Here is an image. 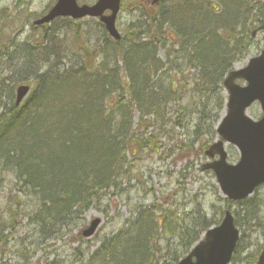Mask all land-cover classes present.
<instances>
[{"label": "trees", "instance_id": "obj_1", "mask_svg": "<svg viewBox=\"0 0 264 264\" xmlns=\"http://www.w3.org/2000/svg\"><path fill=\"white\" fill-rule=\"evenodd\" d=\"M159 16L146 31L158 40L144 42L140 33H132L121 41L109 36L92 45L85 41L70 54L62 51L64 57L76 58L72 66L51 69L50 77L39 84L17 81L33 83V89L25 104H13L0 117V168L15 173L21 198L36 200L38 208L32 202L34 211L24 212L39 223L59 224L72 212L78 218L122 175L130 174L131 153L159 151L158 138L173 136L168 109L183 103L189 88L202 97L215 96L213 110L218 114L211 115L210 102L197 113L198 128L206 127L214 137L225 101L219 85L241 48L243 36L237 28H245L252 17L250 0H219V5H212V0H180ZM169 25L177 40L167 32ZM169 39L179 49L168 50L162 60L157 49L160 44L167 49ZM95 67L101 72L95 74ZM191 69L192 74L187 71ZM180 107L193 115L188 105ZM137 113L139 124L133 129ZM194 132L196 138L201 136L200 130ZM138 212L146 216L140 219L145 225L135 237H119L118 247L131 254L119 257L120 264L130 259L132 264L151 263L149 241L156 219L148 214L150 209ZM165 219L161 218L164 227ZM2 234L0 229V241Z\"/></svg>", "mask_w": 264, "mask_h": 264}, {"label": "rangeland", "instance_id": "obj_2", "mask_svg": "<svg viewBox=\"0 0 264 264\" xmlns=\"http://www.w3.org/2000/svg\"><path fill=\"white\" fill-rule=\"evenodd\" d=\"M56 1L0 0V72L4 73L0 78V115L7 113L15 103L17 86L20 84L17 81L26 79L23 73H18V68L24 66L26 50L30 53L34 45L53 37L55 45L70 54L71 48L75 51L85 41L92 45L94 41L108 37L95 18L81 21L60 18L47 26L35 27L33 22L52 8ZM95 1L78 0V3L92 4ZM148 1L123 0L124 6L116 24L124 37L140 33L137 25L145 21L142 19L143 12L151 9ZM261 4L264 5V0H261ZM258 25H248L241 30L247 46L236 57V67L246 65L264 48V31L256 37L251 35ZM140 34L146 38L145 34ZM158 55L164 57V50L158 51ZM118 61L122 66V58ZM122 79L128 84L124 73ZM196 102L201 104L205 100L188 91L183 105L192 106L194 117L186 116V120L193 125L197 123L199 108ZM174 106L176 111H183L179 102ZM248 115L260 118L261 107L258 103L251 105ZM134 123L136 126L137 117ZM171 128L175 133L171 138H158L159 151L131 153L127 167L131 168L130 174L122 175L115 187L105 190L100 199L93 201L78 218L69 217L67 221L51 227L46 234L48 222L37 224L33 215L26 216L24 212L27 209L34 211L32 202L38 208L36 200L17 195L15 173L0 168V229L7 238L6 243L0 242V264H101L103 259L107 263L109 256L107 260L100 258L103 246L117 240L127 230H132L136 224V211L145 206L155 211V217L173 212L174 219L182 227L171 233L156 229L153 241L161 245L162 252L155 257V264H163L167 255L172 260L175 250L185 252L187 236L191 235L192 228L199 226L200 222H196L198 214H204L205 220L210 223L215 222L222 216V210L227 209L228 200L220 193L213 172L201 168L208 158L202 157L199 140L202 144L213 140L206 128L201 130L202 137L195 139H185L186 132L175 124ZM227 150L230 162L238 160L240 155L235 146L227 144ZM258 201L264 202V188H260L254 199L244 206L234 203L230 207L241 230L232 264H254L264 246V204L260 206L263 209L254 225ZM95 217H102L101 228L90 239L82 237V230ZM136 229L137 226L134 234Z\"/></svg>", "mask_w": 264, "mask_h": 264}, {"label": "water", "instance_id": "obj_3", "mask_svg": "<svg viewBox=\"0 0 264 264\" xmlns=\"http://www.w3.org/2000/svg\"><path fill=\"white\" fill-rule=\"evenodd\" d=\"M120 0H99L97 4L79 6L76 0H58L57 5L36 24L48 23L59 17L73 16L78 19L85 16L100 17L106 25L109 33L117 39L119 35L115 19L120 9ZM106 10H111V15H105ZM249 66L230 72L224 86L229 92L228 112L218 128V132L224 140L233 142L242 153L238 166H228L225 162L226 153L223 152L219 142V148L214 147L208 153L214 155L213 151L221 154L220 161L209 163L206 169L213 168L220 186L224 192L233 198H244L251 193L255 187L264 182V50L262 54L251 59ZM244 78L248 86H241L235 83L238 78ZM30 86L21 85L17 89L18 105L29 92ZM255 100H259L263 110V119L255 121L246 115V109ZM100 219L91 223L89 230L84 232L90 236L100 224ZM238 238V230L234 228L233 219L229 213L225 217L223 225L208 232L206 238L198 245L191 255L180 262V264H227ZM196 262H193V257ZM264 264V256L259 261Z\"/></svg>", "mask_w": 264, "mask_h": 264}, {"label": "bare ground", "instance_id": "obj_4", "mask_svg": "<svg viewBox=\"0 0 264 264\" xmlns=\"http://www.w3.org/2000/svg\"><path fill=\"white\" fill-rule=\"evenodd\" d=\"M165 16H167V14H165ZM52 38L49 37L48 39L43 40L42 43L34 45L30 50V53H27L28 51L26 50V54H24L26 59L24 62V66L18 68V73H23L22 76L27 80L29 79L31 82L39 84L40 82L45 81L50 77L51 69H61L64 66L68 67L76 63V61H74L76 58H74L73 55L64 57V54L62 52L63 50L59 49L55 45L54 38ZM100 72L101 69L99 67L94 68L95 74H98ZM3 75L4 73L0 72V78H3L1 77ZM5 114L0 115V117ZM75 216V212H72L69 215V217L74 218ZM56 225L57 224L53 225L52 223H49L47 228H44V234H46V232H48L51 227H54Z\"/></svg>", "mask_w": 264, "mask_h": 264}]
</instances>
